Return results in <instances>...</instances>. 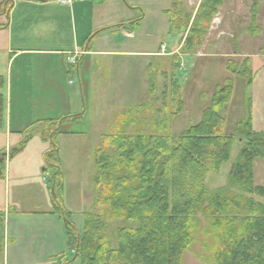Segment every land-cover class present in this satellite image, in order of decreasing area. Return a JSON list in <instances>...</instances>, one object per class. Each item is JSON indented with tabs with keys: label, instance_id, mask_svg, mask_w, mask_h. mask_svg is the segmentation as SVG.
I'll use <instances>...</instances> for the list:
<instances>
[{
	"label": "crops",
	"instance_id": "0c3cea01",
	"mask_svg": "<svg viewBox=\"0 0 264 264\" xmlns=\"http://www.w3.org/2000/svg\"><path fill=\"white\" fill-rule=\"evenodd\" d=\"M4 1L0 135L5 147L0 157L6 156L0 161V214L5 245L0 263L57 264L47 255L60 252L61 260L63 250L71 251L72 233L63 228L53 184L45 179L43 157L49 144L28 131L42 123L57 124V184L63 189L62 143L82 146L96 136L95 127L110 124L111 113L136 107L148 95L159 48L154 52L152 35L143 32L142 38L146 13L132 1L11 0L7 10ZM24 140L23 149L10 157Z\"/></svg>",
	"mask_w": 264,
	"mask_h": 264
},
{
	"label": "trees",
	"instance_id": "16d2710c",
	"mask_svg": "<svg viewBox=\"0 0 264 264\" xmlns=\"http://www.w3.org/2000/svg\"><path fill=\"white\" fill-rule=\"evenodd\" d=\"M5 2L7 10L12 1ZM220 2L203 0L199 15L188 33V45L198 43L192 39L193 34L202 37L213 14V6ZM173 27L169 23L170 32ZM184 27L187 25L180 26ZM248 64L247 60L243 63L246 77H249ZM230 70L232 74L245 78L232 68ZM151 81L152 78L148 95L155 91ZM250 86L249 77L244 84L245 91ZM232 94L231 80L216 86L200 121L174 140L162 134L143 135L139 132L101 137L92 153L91 209L82 214L79 232L70 223V214L62 212V186L57 184L58 172L54 174L59 165L54 143L58 134L57 124L42 123L38 126L51 127L48 132L36 133L49 144V151L43 157L44 174L51 172L54 176L50 181L55 211L63 213L66 229L73 233L72 261L76 260L77 264H180L181 255L195 241L200 214L211 219L213 224L210 227L216 232L221 231L222 222L227 223L225 232L215 235L217 242L213 254H218L213 255L215 264H264V205L243 197L228 203L223 195L225 191L212 192L205 185L207 175L218 172L231 155L234 136L225 133L224 119L219 113L230 102ZM244 101L245 117L236 124L235 132L247 141L246 149L238 155L230 176L245 194L258 192L256 195L264 199V187L254 189L251 184L253 161L264 159V134L254 131L251 102L245 96ZM141 105L139 103L136 107ZM181 109L179 106L174 111L173 118L182 112ZM2 118L3 98L0 94V128ZM27 141L12 150L10 157L20 152ZM230 204L238 210L245 209V213L231 212V220H228L230 215L227 219L218 215L230 209ZM113 221L134 222L136 225L118 229L115 248L107 235L109 223ZM2 228L3 216L0 214V256L5 245L1 237ZM61 264H68V259Z\"/></svg>",
	"mask_w": 264,
	"mask_h": 264
},
{
	"label": "rangeland",
	"instance_id": "374dc122",
	"mask_svg": "<svg viewBox=\"0 0 264 264\" xmlns=\"http://www.w3.org/2000/svg\"><path fill=\"white\" fill-rule=\"evenodd\" d=\"M128 1L140 5L146 13V29L143 26L142 33L146 32L147 35L153 36L154 52L159 48L157 54L159 57L152 70L151 87L155 91L139 102L143 104L141 107H135L132 111L128 109L111 113L112 115L107 118L110 124L95 127L96 136L89 137L88 142L82 146L80 144L74 148L67 142L62 143L61 181L65 183V187L63 186L62 189L61 203L64 211L70 214V223L77 226L79 232L83 222L80 211L84 213L91 209L92 153L99 139L103 137L100 133L162 134L174 140L188 127L200 121L202 112L209 106L213 90L226 80H231L233 94L230 102L219 114L224 119L225 133H232L234 136L231 155L218 172L207 175L205 185L212 192L225 191L223 195L228 203L234 198L243 197L264 205V199L256 195L258 192L245 194L232 182L230 176L238 155L246 149L247 141L235 132L236 124L245 117L244 96L251 102L254 131L264 134V0H221L219 4L213 6V14L202 37L198 38L195 36L196 33L193 34L192 39L198 41L194 45H188L186 41L193 21L199 15L203 0ZM162 8L164 10L161 13ZM167 22L174 25L172 32L168 30ZM184 24L187 27L180 28ZM144 35L145 33L142 38ZM246 60L249 63L247 75L251 79V86L245 91L244 84L249 79L244 74L243 63ZM230 68L238 74H243L245 78L232 74ZM179 106L182 112L173 118V113ZM107 112L110 114L109 111ZM105 123L107 124V120ZM49 130L51 127H38L28 131V135ZM4 147L5 137L0 135V148ZM56 170L54 174L59 171V167H56ZM41 174L40 172V178ZM52 178L54 176L48 172L47 179L52 180ZM251 184L254 189L264 187V159L253 161ZM3 200H5L4 195L1 203ZM245 211V209L238 210L230 204V209L218 215L227 219L231 212L244 214ZM199 218L200 226L195 233V241L181 255L180 264H215L216 257L213 258L217 242L215 235L220 236L222 232L224 233L227 223L222 222L221 231L216 232L210 227L213 222L209 217L199 214ZM232 218L233 215H230L228 220ZM122 226L136 225L134 222L121 221L109 223L107 235L111 239L113 248L116 247V233ZM65 227L64 220L63 228ZM63 251L65 253L61 260L60 252L47 255V258H53L57 264L67 259L68 264H77L76 260L72 261L73 256L69 249Z\"/></svg>",
	"mask_w": 264,
	"mask_h": 264
},
{
	"label": "built area",
	"instance_id": "2783aa9c",
	"mask_svg": "<svg viewBox=\"0 0 264 264\" xmlns=\"http://www.w3.org/2000/svg\"><path fill=\"white\" fill-rule=\"evenodd\" d=\"M62 2H64V1H62ZM66 61H67L68 63H73V58L68 57V58L66 59Z\"/></svg>",
	"mask_w": 264,
	"mask_h": 264
},
{
	"label": "water",
	"instance_id": "95a60500",
	"mask_svg": "<svg viewBox=\"0 0 264 264\" xmlns=\"http://www.w3.org/2000/svg\"><path fill=\"white\" fill-rule=\"evenodd\" d=\"M0 161H2V158H0ZM54 196V195H53Z\"/></svg>",
	"mask_w": 264,
	"mask_h": 264
}]
</instances>
